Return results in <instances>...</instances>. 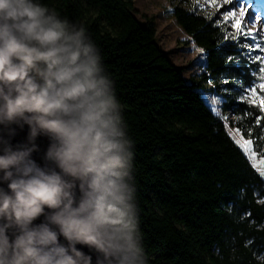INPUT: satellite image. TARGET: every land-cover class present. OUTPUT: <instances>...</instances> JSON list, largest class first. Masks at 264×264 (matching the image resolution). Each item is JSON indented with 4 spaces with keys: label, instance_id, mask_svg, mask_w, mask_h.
<instances>
[{
    "label": "clouds",
    "instance_id": "obj_1",
    "mask_svg": "<svg viewBox=\"0 0 264 264\" xmlns=\"http://www.w3.org/2000/svg\"><path fill=\"white\" fill-rule=\"evenodd\" d=\"M132 146L86 27L0 0V264H147Z\"/></svg>",
    "mask_w": 264,
    "mask_h": 264
},
{
    "label": "trees",
    "instance_id": "obj_2",
    "mask_svg": "<svg viewBox=\"0 0 264 264\" xmlns=\"http://www.w3.org/2000/svg\"><path fill=\"white\" fill-rule=\"evenodd\" d=\"M44 2L86 27L113 81L133 142L147 264H264V183L211 111L201 85L214 86L224 100L221 112L235 118L230 125L259 153L264 112L245 99L259 62L242 55L219 26L184 8V0L170 14L202 53L199 81L183 78L156 45L154 26L133 15L131 0Z\"/></svg>",
    "mask_w": 264,
    "mask_h": 264
},
{
    "label": "rangeland",
    "instance_id": "obj_3",
    "mask_svg": "<svg viewBox=\"0 0 264 264\" xmlns=\"http://www.w3.org/2000/svg\"><path fill=\"white\" fill-rule=\"evenodd\" d=\"M131 2L132 12L135 18L140 24L147 23L154 26V39L156 45L164 54H166L169 61L175 67L182 69L181 75L183 78L189 81H199L200 74L204 72L203 66L200 65V62L204 59L202 53L195 47L192 40L176 25L170 14L171 8L178 5L181 0H131ZM243 2L244 0H234L233 3L224 4L223 7H220L219 9L208 7L206 0H184V2H181V5L188 11L212 21L215 25H217L216 21L219 20V27L223 30L226 37H228L226 39L232 42L236 48L241 51L242 55H248L250 57H247L248 60L255 63L259 62L255 59L256 57L264 56V52L257 48L258 44L264 46V26L261 27V31L256 36L255 40L241 37L240 41H236L230 38L231 29L225 22H223L224 12L238 8ZM249 2L255 6L251 9L252 12H255L256 7H259L258 0H249ZM217 3L222 4L223 0H217ZM243 45H247V47ZM261 66V63L259 62V68ZM259 75L260 72L255 76L257 80L251 88L257 87L260 83ZM201 85L206 103L211 109L213 107L217 109L215 114L223 121L228 135L237 145L238 142L242 143V137L230 125V121L234 122L235 118L230 114H223L219 108L220 104H213V99L217 97L215 96L216 90L214 86L209 81L201 82ZM249 90L245 96L247 102L249 101ZM257 95H261V93L258 91ZM225 117L227 118L226 120Z\"/></svg>",
    "mask_w": 264,
    "mask_h": 264
},
{
    "label": "snow or ice",
    "instance_id": "obj_4",
    "mask_svg": "<svg viewBox=\"0 0 264 264\" xmlns=\"http://www.w3.org/2000/svg\"><path fill=\"white\" fill-rule=\"evenodd\" d=\"M234 0H223V3H217V0H206L208 7L219 9L223 7L224 4H231ZM259 7H256L255 12H252L255 6L249 2V0H244L243 3L239 5L238 8L224 12L223 22H225L231 29L232 40L240 41L241 37L245 39L255 40L256 36L260 33L261 27L264 26V0H258ZM211 18V17H209ZM219 26L220 21H216ZM228 38V37H226ZM247 47V45H243ZM257 48L264 52V46L257 45ZM257 61L261 63L259 68V80L260 83L257 87L251 88L249 90V103L256 104L261 112H264V56L256 57ZM233 60L232 57H228V62L231 63ZM260 92L261 95H257V92ZM224 100L220 97H215L213 99V104L223 103ZM213 113L217 112V109L213 107L211 109ZM227 118L225 117V120ZM260 123V120H257V124ZM239 130H237L238 132ZM250 135V133H249ZM261 140H264V137H260ZM243 142H238L239 147L243 150L245 156L248 159V162L251 164L252 169L258 174L261 178V183H264V151L257 153L254 148V142L251 139L244 140ZM259 161V163H258ZM264 202V201H261ZM246 244H251V242H246ZM259 259L264 261V253L259 254Z\"/></svg>",
    "mask_w": 264,
    "mask_h": 264
}]
</instances>
